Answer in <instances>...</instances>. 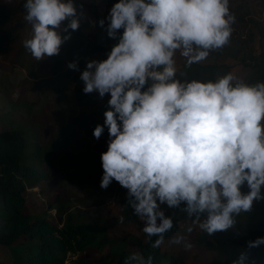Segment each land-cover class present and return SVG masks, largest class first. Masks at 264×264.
Segmentation results:
<instances>
[{"label": "clouds", "instance_id": "1", "mask_svg": "<svg viewBox=\"0 0 264 264\" xmlns=\"http://www.w3.org/2000/svg\"><path fill=\"white\" fill-rule=\"evenodd\" d=\"M228 5L115 0L99 24L107 21V35L117 42L106 58L88 60L80 71L84 93L110 94L103 123L93 128L96 139L108 132L100 187L115 180L127 189L128 204L144 221L142 231L156 236L153 247L173 226L161 204L183 202L197 219L206 212L199 227L212 234L230 229L235 214L264 199V81L248 84L230 72L207 81L175 77L177 49L191 65L227 43L234 20ZM24 8L32 25L24 44L37 60L57 55L71 38L69 29L79 27L74 0H25ZM68 67L79 66L69 61ZM245 184L249 190L242 192ZM173 242L191 247L182 235ZM262 244L264 236L248 241L250 248ZM130 259L151 264L150 257ZM233 264H246V254Z\"/></svg>", "mask_w": 264, "mask_h": 264}, {"label": "rangeland", "instance_id": "2", "mask_svg": "<svg viewBox=\"0 0 264 264\" xmlns=\"http://www.w3.org/2000/svg\"><path fill=\"white\" fill-rule=\"evenodd\" d=\"M19 2L0 0V6L14 16L19 27L13 50L0 53V129L25 130V162L37 171L36 186L28 190L29 202H32L31 217L35 219L40 216L49 222L70 219L75 224L86 223L98 235L96 244L101 255L107 249L126 247L139 258L131 242L143 232L144 221L139 217L136 221L125 220L120 200L127 195V189L115 180L106 189L99 184L103 172L100 154L107 149L108 132L105 128V132L96 139L93 128L97 123H103L110 94L100 98L96 92L84 93L83 81L79 78L86 61L106 58L117 42L118 38L107 35V21L103 27L99 24L115 0H74L80 23L76 30L69 29L71 38L64 43L86 39L107 48L93 57L77 59L79 67L76 70L68 67L65 58L59 59L60 52L40 60L33 57L24 44L32 35V25L24 20L25 14L19 9ZM240 2L245 3L250 16L258 22L263 32L256 33L255 39L247 45V49L252 50L251 55L256 57L262 51L264 42V0H229L228 6L233 8ZM246 26L247 29L230 25L228 41L216 48L217 55L208 54L199 62L227 63L230 65L229 72L238 81L246 83L254 74V69L241 61L242 53H238L239 42L236 38L240 35L248 39L247 32L251 28L257 32L255 22L249 18ZM173 59L175 77L185 81L189 68L185 66L186 58L177 49ZM261 191L264 192V186ZM161 208L171 219L175 215L167 210L170 207L166 204H161ZM249 211L255 213V222L264 221V199L254 200ZM201 221L183 224L182 232H177L176 236L182 235L191 243L190 248H186L184 242L174 243L175 237L170 241L183 261L172 255L171 258L176 257L172 259L173 263L209 264L217 256L216 250H208L201 245L206 237H201L198 244L196 233L202 230L199 227ZM243 225L241 223L238 228L241 230ZM206 236L208 240H213L210 234L206 233ZM36 242L37 239H34L32 243ZM36 249L0 245V259L10 264H21L20 260ZM94 252L90 251L89 256H93ZM84 256V253H70L66 264H74L75 260Z\"/></svg>", "mask_w": 264, "mask_h": 264}, {"label": "trees", "instance_id": "3", "mask_svg": "<svg viewBox=\"0 0 264 264\" xmlns=\"http://www.w3.org/2000/svg\"><path fill=\"white\" fill-rule=\"evenodd\" d=\"M25 0H20L19 9L26 13ZM230 14L234 17L231 25L242 26L247 29V20L255 22L257 32L251 28L248 39L237 36L239 42L238 53H242L241 61L244 65L254 69L246 83L255 84L264 81V42L262 51L255 57L251 55L249 43L255 39L256 33L263 34L258 22L250 16L245 3L240 2L233 8L229 7ZM18 25L14 16L0 6V53L13 50V43L18 31ZM107 50L106 46L96 41L89 42L86 39L71 40L60 47L61 56L67 62L80 58H90ZM218 49H210L209 54H216ZM221 51H219L220 53ZM218 53V54H219ZM217 55V54H216ZM188 68L186 80H215L229 73L230 65L216 62H197L191 65L185 63ZM151 83V81H149ZM147 87V85H145ZM27 138L24 129L2 128L0 129V245L24 246L29 249L36 247L34 252L21 259V264H66L68 254L84 253V257L74 261V264H139V260L130 259L135 254L126 247L121 249H107L104 254L99 253L96 244L97 233L92 226L86 223H73L68 221L49 222L43 217L32 219L29 202V189L35 187L37 171L25 162V150ZM242 192H247V185L241 186ZM52 201V200H51ZM122 211L125 220L136 221L138 216L128 204L127 195L121 198ZM51 205L48 204V206ZM167 210L175 214L172 218V228L163 234V242L158 247L152 246L156 236L149 238L144 232L132 240V246L137 249L139 258L147 261L151 258V264H176L172 259L179 257L176 247L171 240L177 232L183 230V224L196 222L206 218L207 213H201L199 219L196 215H188L184 203ZM166 210V211H167ZM255 213L241 211L235 214L234 225L224 231L210 234L213 240H208L206 232L197 231V240L200 245L201 237H206L201 245L208 250L217 251V256L209 264H233L241 253L246 254V264H264V244L258 247H249L248 241L255 240L258 236H264V221L255 222ZM243 223V228L238 227ZM37 239L36 243H32ZM171 249V253H170ZM90 251H95L89 256ZM172 255L173 258H171ZM136 256V255H135ZM173 259V260H174ZM0 264H10L0 259Z\"/></svg>", "mask_w": 264, "mask_h": 264}]
</instances>
